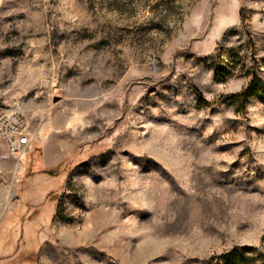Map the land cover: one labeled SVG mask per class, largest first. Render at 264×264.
Segmentation results:
<instances>
[{
    "label": "rangeland",
    "instance_id": "obj_1",
    "mask_svg": "<svg viewBox=\"0 0 264 264\" xmlns=\"http://www.w3.org/2000/svg\"><path fill=\"white\" fill-rule=\"evenodd\" d=\"M0 105V264H264V0H0Z\"/></svg>",
    "mask_w": 264,
    "mask_h": 264
},
{
    "label": "built area",
    "instance_id": "obj_2",
    "mask_svg": "<svg viewBox=\"0 0 264 264\" xmlns=\"http://www.w3.org/2000/svg\"><path fill=\"white\" fill-rule=\"evenodd\" d=\"M31 139L26 117L17 106L0 105V159H18Z\"/></svg>",
    "mask_w": 264,
    "mask_h": 264
},
{
    "label": "trees",
    "instance_id": "obj_3",
    "mask_svg": "<svg viewBox=\"0 0 264 264\" xmlns=\"http://www.w3.org/2000/svg\"><path fill=\"white\" fill-rule=\"evenodd\" d=\"M49 171H50V170H48V171H45V170H44V172H49ZM49 173L51 174V172H49Z\"/></svg>",
    "mask_w": 264,
    "mask_h": 264
}]
</instances>
